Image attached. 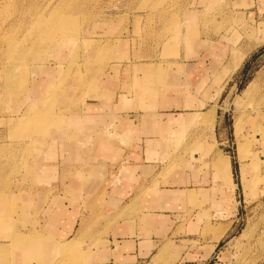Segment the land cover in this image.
<instances>
[{
    "label": "rangeland",
    "instance_id": "1",
    "mask_svg": "<svg viewBox=\"0 0 264 264\" xmlns=\"http://www.w3.org/2000/svg\"><path fill=\"white\" fill-rule=\"evenodd\" d=\"M0 46V264L36 259L81 189L87 222H115L96 209L138 154L199 188L182 210L205 264H264V0H0ZM73 252L55 264L87 263Z\"/></svg>",
    "mask_w": 264,
    "mask_h": 264
},
{
    "label": "crops",
    "instance_id": "2",
    "mask_svg": "<svg viewBox=\"0 0 264 264\" xmlns=\"http://www.w3.org/2000/svg\"><path fill=\"white\" fill-rule=\"evenodd\" d=\"M143 144L142 140H137L127 142L122 148L141 149ZM135 157L126 163L123 155L120 188L106 194L105 205L96 209L101 213H119L120 218L115 222L105 218L104 224L87 222L85 214L92 211L83 205L87 192L81 189L74 211L67 204L59 205L56 210H50L52 215L43 219L38 231L41 239L25 248L28 256L32 247L36 259L16 260V264H55L68 246H74L75 259L84 258L85 264H160L164 261L205 264V258L194 250L193 231L203 228V222L195 216L199 209H190L189 216L182 210L186 204L194 205L193 193H198L199 188L171 189L169 183L162 184L158 178L155 162L146 163L143 154ZM89 193L88 196H96L92 190ZM171 193L189 195L191 200L172 198ZM58 195L65 196L60 192ZM172 212L178 214L173 216ZM103 227L105 231H96ZM197 243L203 245L205 241Z\"/></svg>",
    "mask_w": 264,
    "mask_h": 264
},
{
    "label": "bare ground",
    "instance_id": "3",
    "mask_svg": "<svg viewBox=\"0 0 264 264\" xmlns=\"http://www.w3.org/2000/svg\"><path fill=\"white\" fill-rule=\"evenodd\" d=\"M65 29L66 28H61L60 31H65ZM53 33H55V32H53L51 30H48L47 32H45L44 30L40 31L37 34L38 35L37 36L38 41L39 42L47 41L48 39L51 38V36L53 35ZM0 47H2V46H0ZM31 110H32L31 107H29V110L28 111L26 110L27 111V114H26L27 119L30 118V116L32 114V112L30 113ZM214 165H215V169H216V171H218V173L220 172V173H224L225 175L227 174L226 176H227L228 180L229 181L231 180V171H230V165H229V162L228 161L225 162V163H222V164L221 163H215Z\"/></svg>",
    "mask_w": 264,
    "mask_h": 264
}]
</instances>
